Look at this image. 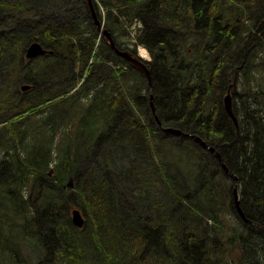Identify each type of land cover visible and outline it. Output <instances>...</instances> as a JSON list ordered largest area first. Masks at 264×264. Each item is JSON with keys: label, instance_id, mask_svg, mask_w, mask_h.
I'll use <instances>...</instances> for the list:
<instances>
[{"label": "trees", "instance_id": "1", "mask_svg": "<svg viewBox=\"0 0 264 264\" xmlns=\"http://www.w3.org/2000/svg\"><path fill=\"white\" fill-rule=\"evenodd\" d=\"M94 4L122 50L115 29L141 23L161 124L147 78L146 107H136L122 76L139 71L104 38L94 53L85 0H0V260L30 264L23 253L37 249L38 264H264V0ZM36 41L49 52L28 59ZM194 136L238 177L241 208L259 225L241 218L235 179ZM173 141L171 158L153 152Z\"/></svg>", "mask_w": 264, "mask_h": 264}, {"label": "rangeland", "instance_id": "2", "mask_svg": "<svg viewBox=\"0 0 264 264\" xmlns=\"http://www.w3.org/2000/svg\"><path fill=\"white\" fill-rule=\"evenodd\" d=\"M35 1H38V0H35ZM49 1V0H48ZM86 1V4L88 6V9H89V12H90V15L92 16V13H91V10H90V7L88 5V2L87 0ZM94 1V0H93ZM74 2V0H73ZM95 5V4H94ZM76 7L78 8V11L80 12V14H82V12L84 11L81 3L80 4H77ZM105 8V7H104ZM103 7H101L102 9V12H103V15H104V18L106 17V9H104ZM95 9L97 11V8L95 6ZM115 32H116V36H117V40L119 43H121L122 45L124 46H129L130 49H133L137 52V54L139 55V51H140V48H144L145 50H147V48L143 45H136L134 43H132L131 41V33H130V28H126V30L120 28V29H115ZM264 36V31H261L257 37L258 39L261 41L262 38ZM103 34L101 32L98 31V34H97V45H96V49L94 51V53L96 52H99L101 50V44L99 45V43L102 41L103 42ZM105 39V38H104ZM151 56L150 54H148V58H143L145 60L147 59H150ZM107 63H109L108 65L109 66H112L113 70L115 68H117L118 66L116 65L118 62H116L115 58L114 57H107ZM93 61V60H92ZM91 61V62H92ZM126 68V71L123 72V76H122V79H124L125 77H127V83L125 84V91H124V97L126 98V100L128 101L129 100V93H130V90H137L138 91V96H137V103H136V107H142V108H145L146 107V104H145V98H147V96H149V87H148V84H147V81H146V78L141 76L139 74V72L135 71V70H131L129 67H125ZM111 74H114L116 78H119V75L117 74L116 71H113ZM259 80L261 79V76H259L258 78ZM122 89V87H121ZM152 91V93L154 94V89L153 87L151 86L150 88V92ZM140 96V99H138V97ZM225 101V99H224ZM248 102V100H244V101H240L238 103H242L243 105H246ZM152 109V107H151ZM153 112V111H152ZM152 114V113H151ZM157 115V114H156ZM156 115H155V118H156ZM158 117V115H157ZM156 120H158V122L160 121L159 117L156 118ZM193 123H197V119H194V120H191ZM73 129H75L74 131H76V128L74 127ZM167 129V128H165ZM193 137V136H192ZM173 140V138H172ZM196 140V139H195ZM197 141V140H196ZM173 145L171 146L170 142L169 143H166L164 144L163 146L159 145L158 147H156L154 149L153 152H157V148H159L158 150V154L161 152L163 154H165V159H168V158H171L172 156H174V153H176V151L179 152V143L178 142H174L173 141ZM199 141H197L195 144H197L196 148L199 149L200 146H199ZM193 146L194 143H193ZM214 147V146H213ZM205 148V147H204ZM215 148V147H214ZM207 149V148H206ZM128 152L129 153H132V148L128 149ZM107 156H109L110 158H113V157H116V156H119V151L118 153H111V154H108L106 153ZM125 156V154L123 155V157ZM144 160L142 162H144L147 157L144 156L143 158ZM188 167L190 168V173L192 174V172H194L192 170V166L190 164V162H188ZM220 179H223V178H220ZM77 182H78V179H76ZM73 183L75 184V180L73 178ZM1 200V198H0ZM1 203V202H0ZM145 211H147V214H151L152 213V210H149L148 209V206L144 208ZM237 210V209H236ZM155 215H153L154 217ZM252 221V220H251ZM176 222H171L168 224V226L170 224H175ZM181 223L182 224H188V220L187 218H183L181 220ZM252 223V222H251ZM249 223V224H251ZM56 244L55 243H52V245L50 247L54 248ZM51 252V251H50ZM53 255L55 256V254L53 253ZM23 256L26 257V260L28 259V261L30 262V264H38L39 262V259L41 257V254L38 253L37 249H28V250H25L24 253H23ZM5 257H6V254L5 253H2V258L0 260V264H7V262H5ZM54 261V260H52ZM51 262V261H50ZM27 263V262H26ZM14 264V263H13Z\"/></svg>", "mask_w": 264, "mask_h": 264}, {"label": "water", "instance_id": "3", "mask_svg": "<svg viewBox=\"0 0 264 264\" xmlns=\"http://www.w3.org/2000/svg\"><path fill=\"white\" fill-rule=\"evenodd\" d=\"M88 5L90 7L91 13H92V18L94 19L97 28L99 31L102 32L105 41L108 43V45L115 50L119 55H121L133 68L137 69L142 75H144L150 83V86H152V69L149 65V63H146L143 59H141L140 57H138L134 52H132L131 50L127 49V50H120L117 47V44L114 40V37L112 35V33L107 29V28H103L101 21L99 19L98 13L95 10L94 4H93V0H87ZM47 52V49H45L43 47V45L40 42H33L32 44L29 45V47L27 48L26 51V57L29 59L32 58H36L39 55H43ZM30 85L29 84H24L21 89L23 91H26L28 89H30ZM151 101H152V111L153 114L156 113V107L153 101V96L151 97ZM225 105L226 108L229 110L230 114H232V94L231 92H229L227 94V96L225 97ZM156 115V114H155ZM175 133L180 134L183 133L181 130H174ZM198 140H200L197 137ZM201 143L205 146V147H209L205 142L201 141ZM211 150H213L211 148ZM228 173H230V171L228 169H226ZM231 174V173H230ZM72 182L73 180L71 179L69 182V185L72 186ZM235 197L237 199L238 197V193H237V188H235ZM242 214V212H240ZM72 220L75 224V226L82 228L84 226L85 223V218L83 217V214L81 213V211L79 209H73L72 210Z\"/></svg>", "mask_w": 264, "mask_h": 264}, {"label": "bare ground", "instance_id": "4", "mask_svg": "<svg viewBox=\"0 0 264 264\" xmlns=\"http://www.w3.org/2000/svg\"><path fill=\"white\" fill-rule=\"evenodd\" d=\"M93 4H94V1H93ZM94 7H95V5H94ZM96 10V9H95ZM141 23H139V21H137V22H134V23H132V24H130V25H128L127 26V28H130V33H131V41H132V43H134V44H137V36L141 33V30H142V28H141ZM141 28V29H140ZM138 45H141V44H138ZM117 47H118V45H117ZM119 48V47H118ZM120 49V48H119ZM129 49V48H128ZM120 50H122V49H120ZM127 50V49H126ZM148 50V51H147ZM147 50H145L144 48H140V51H139V54L141 55V56H143V57H145L147 54H148V52H149V54H150V51H149V49L147 48ZM114 52L116 53V54H118L115 50H114ZM119 55V54H118ZM151 55V54H150ZM120 57H122L121 55H119ZM123 58V57H122ZM124 59V58H123ZM153 96V101H154V94L152 93V91L150 92V104L152 103V101H151V97ZM232 100H233V98H232ZM154 104H155V102H154ZM151 107H152V104H151ZM225 108H226V105H225ZM226 110L228 111V113L230 114V112H229V110L226 108ZM231 111H232V114H230L231 116H232V118H233V120H234V122H235V124L237 125L238 124V120H237V117L235 116V114H234V112H233V107H232V109H231ZM156 118H158L157 117V115H156ZM159 123H160V121H159ZM161 124V123H160ZM166 130H170V131H172L173 133H175L174 132V130H180V129H178V128H167ZM182 131V130H181ZM183 132V131H182ZM175 134H177V133H175ZM180 134H184V132L183 133H180ZM180 134H177V135H180ZM190 136H192V135H190ZM195 137V139L197 140V141H199V144L204 148L205 146L201 143V141H203V142H205L200 136H194ZM197 137L200 139V140H198L197 139ZM206 143V142H205ZM207 144V143H206ZM209 147L207 148V147H205V149L207 148L208 150H211V148L213 149V150H211L212 152H213V154L222 162V164H223V167L225 168V171L227 172V170L226 169H228L229 171H230V173H228L232 178H234L235 179V183H236V185H235V188H237V193H238V197H237V199H236V197H235V188H234V202H235V208L237 209V212L241 215V218L243 219V220H245V222H247V223H251V224H256V225H259L258 223H256V222H254V221H251L250 219H247L246 218V216H245V214H244V212H243V210H242V208H241V201H240V194H239V188H238V186H239V179H238V177L230 170V168H228V166L226 165V164H224L223 163V161H222V157H221V155H220V153L219 152H217L216 150H215V148L213 147V146H211V145H209V144H207ZM240 212H242V214L240 213Z\"/></svg>", "mask_w": 264, "mask_h": 264}]
</instances>
